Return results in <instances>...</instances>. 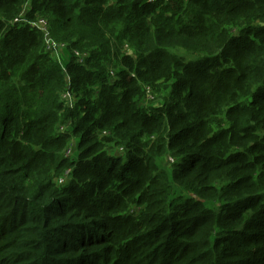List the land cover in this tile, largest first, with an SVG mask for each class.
Wrapping results in <instances>:
<instances>
[{
  "label": "trees",
  "instance_id": "16d2710c",
  "mask_svg": "<svg viewBox=\"0 0 264 264\" xmlns=\"http://www.w3.org/2000/svg\"><path fill=\"white\" fill-rule=\"evenodd\" d=\"M0 264H264V0H0Z\"/></svg>",
  "mask_w": 264,
  "mask_h": 264
},
{
  "label": "rangeland",
  "instance_id": "374dc122",
  "mask_svg": "<svg viewBox=\"0 0 264 264\" xmlns=\"http://www.w3.org/2000/svg\"><path fill=\"white\" fill-rule=\"evenodd\" d=\"M29 7V6H28ZM23 16H25V14H23ZM38 19H42V18H38ZM56 45H57V48L56 49H49L48 48V45L46 46L47 47V51L52 53L53 56H56V55H61L63 54L65 56V60L68 61L70 55L68 53V50L66 48V46L63 44V43H59L57 41H55ZM55 47V45H53ZM126 48L129 50L131 49L128 45H126ZM179 52H182L183 51H179ZM79 53V52H78ZM131 53V51L129 52ZM76 54V52H75ZM77 55V54H76ZM81 56L79 57H82L84 58V54H80ZM78 56V55H77ZM150 93V90H148V94ZM159 103V101H156L154 100V98H150V101L147 100L146 104L147 105H151V104H157ZM72 123L68 122L67 126H64V127H61V130H65V129H68V130H71L72 128ZM67 127V128H66ZM77 140L78 138L76 136H73V141L74 143L73 144H77ZM123 147L120 149V152L119 153H116V154H121V153H124V151L122 150ZM67 156L71 157L72 159H78L79 158V152L76 151V148L75 149H72V147L70 149H68L67 151ZM170 158L168 157L167 160L165 161L164 165L167 167L168 164H170ZM163 165V164H162ZM168 170L170 167H167ZM66 176L67 180L66 182H69V179H68V176H70V170L66 171L61 177H63L62 179H60V182H63L64 181V177Z\"/></svg>",
  "mask_w": 264,
  "mask_h": 264
},
{
  "label": "built area",
  "instance_id": "2783aa9c",
  "mask_svg": "<svg viewBox=\"0 0 264 264\" xmlns=\"http://www.w3.org/2000/svg\"><path fill=\"white\" fill-rule=\"evenodd\" d=\"M15 21L16 22H25V23L29 24L31 27L39 29L46 37L48 48L49 49H56L57 48L55 41H53V39L50 37V33H49L50 24H49V21L47 19L42 18V19L30 21L25 16H23V14H22L21 17L16 18ZM53 45H55V47Z\"/></svg>",
  "mask_w": 264,
  "mask_h": 264
}]
</instances>
